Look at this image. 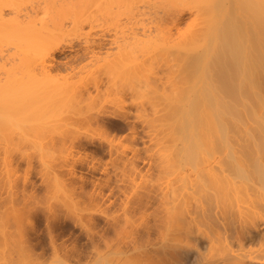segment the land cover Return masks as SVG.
<instances>
[{"label":"bare ground","instance_id":"6f19581e","mask_svg":"<svg viewBox=\"0 0 264 264\" xmlns=\"http://www.w3.org/2000/svg\"><path fill=\"white\" fill-rule=\"evenodd\" d=\"M21 1H23V0H0V43L2 42V44L3 43L9 44L11 42L12 44L17 45L18 42H20L19 45H17V47L20 48V49L18 48L19 50H21V47L23 48V47H26V45H27L28 49L25 48V50L27 49L28 52L32 51L30 53V55L32 54L31 55L32 57L28 54L27 50L24 51V48L22 50L24 52H27V53H23V51H19L20 53L21 52L22 53L19 54L16 52L17 56L19 58L21 57V61L23 59H26V58L28 59L29 58L28 56H30L31 57L30 64L32 63V61L34 63L35 59L37 60L38 64L41 67L40 70L44 71V72H40V74H42V77H44V79L46 78L45 81L47 82L49 80L50 84L52 83V86H53V84H55V85H57L56 87L60 88L59 90L61 91V93L58 91V88L56 89L57 92L55 90L54 91L55 93H53L54 96H55V94L59 93L56 95L58 97V100L63 99V98H61V95L63 94V92L65 93L64 90H67L68 88H70V86H73V83H74L73 79H75L74 75H77V73L80 74V71L83 68L82 64H81V66H79L77 64L78 62L77 63L75 62V64H74V61H76V60L79 61V59H82L83 56L87 55L88 57L93 59L92 61H90L91 63L92 62L94 63V60H95V63L94 64L92 63L93 66L98 65V66H95L96 68L97 67L98 68L94 69V70H93V68H95V67L92 68V66H91V68H90V66L88 65L89 68L93 70V72L95 71L93 74V73H91L92 71L89 70V73H91L95 77L93 78V76L91 74L88 75V78L90 76H92V78L90 77L91 79L89 78L90 80L88 82L86 81L87 83L86 82H84V83L89 85L88 83H91V81L93 80V82L91 83L93 87H90V90H89V87L86 88L87 85H85V89H86L85 92L86 93L83 95L81 92V95L78 99H77V95L80 94L78 92V90H81L82 88H80V87H79L80 89L77 88V90L75 91L76 96H74V97H76L77 100H75L73 98L75 100V102H72V103H77L76 106L75 105L73 106L71 104V106H73V107L67 106V108H66L65 104H67V100L69 101L70 98L67 99V96L65 95L66 98L64 100H66V103L64 101V103H65L64 106L66 109L64 111H61V109L63 108V102H62L63 100H62L61 101L62 102V108L59 107L58 111H57V109H56L57 107L54 106L56 104H54V103L55 102L58 103V101L54 97L56 100L55 101L54 98L51 96L49 98H53L54 101L52 99H49V100L52 101L53 102L52 105L54 107H56V108L53 107L56 112L53 113L54 110H51V108H52L51 103L52 102H50L49 100H47V101L49 102V104L51 106L48 105L49 108L45 107V106H47L46 104H48V103H46L47 102L46 101L45 102L46 104H44V107H43L44 109H42V110H45L44 113L50 109L51 113H53L54 118L51 119V117H49V115L52 116L51 113L49 114L47 112L48 115L45 114L46 117L48 118L47 120H49V122H52V123H50V125L52 124L53 127H55L54 125H56L57 127L61 128V130H58L57 134L55 133L56 139H59L60 141L69 140L70 143H73V144H74V142H77L78 144L76 143L77 144L76 147L81 148L85 151L84 157H82V156L77 157V158L72 157L71 161H70V159H69V162L66 161V163H65L66 168L64 170L65 173H63V171L61 169L63 174L68 175V177H64L63 179H61V180H63L62 182L65 183L64 186L65 185L70 186L71 188L70 187L69 188L74 189V190L79 189L80 190L79 192H81V194H82L85 191V189L87 188L88 183H92V185L93 184L95 185V188L93 189V187H92V192L90 191V193L86 192L88 194V198L89 197L93 198V199L95 198V201H96V198L100 199L101 201L102 200L104 201L105 198L108 199L107 198L108 195H106L107 197H105L103 190H104L105 186L108 187L109 182L112 178L111 175L110 176L106 175L107 179L106 180L104 179L103 182H100V181L95 182L94 181L95 183H93L94 178L91 179V178H88L82 174H77L75 171L76 167H78V168L80 167L82 169H84L83 167H85L86 170L89 169V171L90 170L91 171H94V170L97 171L96 169L99 166L98 165L99 162L96 164L95 159H97V158L95 157V154L98 151L102 153L103 152L102 146H105V145H99L96 148L94 145L93 148H95V150H92L93 152H87L86 149H88L89 146L87 145V142L84 141V140H87V141L89 140V138L86 136L87 133L83 138L80 136L77 137V136L69 135L68 131H67L68 127H66V126L73 125V124L78 125L79 122L80 123L83 122V125L86 123L87 124L95 123L96 125H100V116L105 115L104 114L105 113L104 107H105V104L108 103L106 101H108L109 99L111 100V97L113 99L114 98H117V99L120 98L121 101H125L126 99L122 100L124 98L123 96L125 94L130 93L132 95V94H138V93L140 94L141 93L142 95H144L143 91H145V90H146V92H149V91H151V93L154 92L155 94L153 96L159 97V95H161L160 96L161 99L155 98V97H153V98H155L156 101H157V99L161 100L162 101L161 105L162 106L164 105L163 108H161V105L157 104L158 102L160 103L161 101L158 100L156 103L154 100V103H155V106H160V108L163 109L162 113L161 112L159 113L157 111L159 113L158 118H160V120H161V118L163 117V118H165V120L166 119L167 120L165 121L164 119H162L161 123L159 122L158 124L160 125L163 123V121H165L166 123L162 124L163 127H164V125H166L165 128L168 126L172 127V132H171L172 135L171 136L174 138L172 139V137H170V138L168 137L169 138V140H168L167 137L165 136L164 138H166V140L164 138L163 139L165 140V142H167V143L169 142L168 144L163 143L164 140L161 138L162 141H161L160 145L161 146H162V144H165V145H163L162 147L160 146L161 150H160V148L157 147L159 151H162V148L165 146L163 148L164 152L163 151L159 152L160 155L158 156V154H157L158 159H157V161H155V163H156L155 168L157 170L156 175L160 178L159 179L158 177H156V179L158 178L157 182L160 181L158 183L159 186L157 184H154L157 186H152L153 184H151V188L149 186H148L149 188H144V189H146L145 192L143 190H141L144 193L143 192L139 193V191H137L138 192L137 193V192H135L136 190H134V193L137 194L136 197L134 198L135 201H133L131 199L132 197H130V199H131L130 200L129 197L127 196L128 194L126 195L127 198L125 200H124V198L122 199V200H124V202H123V206H122L121 215L110 214V216H111L110 218L112 219L111 224H112L113 230H115L116 234H118L120 237H119V239H117L118 241H116V242H114L115 237L114 238L111 237L114 240L110 241V239H109V242H108V240H107L108 238L106 239L105 238L106 235L104 236V234H103L104 231L99 232V239L101 242L100 243L98 242L99 245L96 246L97 247L96 252L94 251L95 248L93 250L96 253L95 254L96 264H182L184 262L183 260L187 261L186 263L184 262L185 264H187L188 262H189V264H192L190 262L193 258V255H194V261L197 262V263H195L193 261L194 264H199V263L200 264H204V263L205 264H264V0H162V1H160V0H154V1L149 0L150 3L152 2V4H149L148 3L149 1L146 0V2L149 5H154L155 1H156L155 3H157V2L162 3L163 1L169 3V5H168V4H165L163 2L162 5L163 6L165 5L166 8L163 7L162 5H159L160 3L154 5L156 8H154V6H153L154 10L156 9V11H157V8L160 6L159 9H161V8L164 9V10H160V11H162L163 14H166V15L162 14L163 16L160 17L159 14L161 12L158 11L159 13H158V15H156L157 13L155 11L154 15L156 17L153 16V18H154L153 20H155V21H153L151 18L152 17L151 12H153L151 9H153V8L149 7L151 11L148 8H146L149 5H146L145 8H144L145 4L143 5V8H140L138 5L137 6L139 8L137 6L135 8L133 7L136 5V3L139 2L137 0H136V2L134 1L135 3L133 2V0H122V1L121 0H100V1L95 0L94 2H93V0H76L77 4L80 1L83 3V5L85 7L87 6L89 8V6H90L89 9H91V6H94L93 4L96 1L99 2V3H97V4H99V6L96 5V3H95V5L98 6L97 8L101 9L100 11H102V12H99L100 13L99 14L97 12L98 11L97 8H95L97 11H95V9L94 10L91 9L90 11H92L91 12L92 14H93V11L97 12V14L100 15V18H101V16H103V14L105 16L107 13L109 16L110 14L108 12V9L110 10L111 7L110 8H108V7L111 6L113 3L118 2V5H119L118 8L119 9L115 7V6H117L116 4L114 6V9L116 8L115 9L116 14H114V9L112 10L113 13L111 11V14H113L116 17V23L119 22L118 17H120V13L124 14L123 9H124V5H126V7L128 8L127 12L128 13L131 12V14H130L131 18H129V14L127 12H125L127 14H124V16H125V18L126 17L128 18V20L126 19V21H129V20H131V21H129L130 24H127L129 22L124 21L125 24H127L129 26L125 25V27L127 29L124 27V29H126V31H128V32H124V33L119 32L122 35H118V33L112 28L114 30V33H116L115 35H118V36H115V35H113V36L119 37L120 40H118V38L107 37L105 35V32L100 33L101 32L100 31L98 33L96 31V35H94V36L97 37L98 36L97 33L99 34V37H97L96 41L91 40L92 38L88 37L91 40V42H90V40L86 37V39H88V40H86V42L87 41H89V42L86 44L85 40H84L83 44H85L84 45L85 48L83 47V45L81 46L82 47L81 50H83L82 53L79 55H75L73 57V60L67 59L63 62L56 60L55 54L56 53H62L66 49H69L72 51V45H71L72 43L71 44H65L67 41L66 37H69V35H68L69 30H66V28H71L70 31L71 30L75 31L76 30V29H74L75 23H74V25L71 24L70 25L71 27H70L66 24H61L62 21H64V20L59 22V18L58 19L56 18V20H55V17H60V18L64 19V18H69L71 16H74V17H76L75 20L79 21L80 18H79V16L77 17V15H76L77 10H79L78 12L81 13L83 8H85V7H83L82 3L79 2V4L77 6H79V8H82V10L79 8L75 9L77 6L75 7V2L73 3L74 0H70V1L67 0L65 2H63L64 0H62V3H60L61 0H56V1H58V3H60L61 6L58 3H56V1H54L56 3V6L54 5V3L52 6L53 1L49 0L51 3L47 2V4H48L47 5L45 2L44 4L46 5V7L48 6L49 9H51L50 7H53V10L51 9L52 11L50 10V13L47 12L50 15H48L46 12H43L45 10L49 11L48 8H45V7L44 8L41 7V8H43V10L41 8L38 9V10H41L39 13L42 14V16L38 13V10L35 11L36 9L33 10L34 12L31 10L32 14L29 11V14L24 13L23 16L18 15L19 13L13 14V12L15 11V8L19 7L18 6V5H20L19 3H21V8H22V6L24 5V4L22 5V3L24 2L25 4H27V2H28V0L27 1L24 0L23 2H21ZM31 1H33V0H31ZM31 1H29V2H31ZM46 1H48V0H46ZM89 1H91V2H89ZM126 1L128 3H126ZM143 1H145V0H143ZM71 2L73 3V5L69 4ZM121 2L124 3V4L122 3L123 9L120 7L121 4H119ZM36 3H38L37 0H36ZM63 3L66 5L65 7L63 6L64 5ZM88 3H91V5L90 4L88 5ZM85 4H87V5H85ZM128 4H129V7L127 6ZM132 4H133V6H132ZM45 5L42 4V6H45ZM166 5H168V6H166ZM7 6L8 7L10 6V8L11 7L14 8V9L11 8L12 10H14L13 12L10 9H8L9 11L12 12L11 14L14 16L13 17L12 15H10V17H12V19L10 17H8V20H7V16L5 19L4 18L5 16L3 15V14H5V12L3 13V8H5ZM14 6H17V7H14ZM30 6H31V4H30ZM62 6H63V8H61ZM71 6H74V9L76 10V13L73 12V15L71 13L69 14V12L75 11L73 9V7H71ZM96 6H94V7H96ZM66 7H68L70 10L68 8L66 9ZM126 7H125V9H126ZM167 7H169V8H167ZM35 8H37V7H35ZM88 8L82 12H86L87 10H89ZM19 9L20 8L16 9L15 12H18ZM31 9H33V8H31ZM63 9H64V11H63ZM71 9H72V11H71ZM20 10H19V12L25 11V10H21V11ZM57 10H59V11H57ZM90 11H89L88 16H86L87 15L86 13H81L83 16L85 15L84 17H86L84 20H86L88 17L87 21L91 22L94 20L93 22L96 23L97 19L101 20L102 18L105 19L108 17L106 15L105 17H102L100 19L98 16L96 19L95 18L96 17L95 12H94V15H92V14H90ZM184 11H186V12L189 11V13H191V15H194L191 18L192 20L190 19L191 22H188L189 25L186 24V26L187 27L189 26V27L187 28V30H185V32H183V33H181L182 31L179 32V34H177L178 38L175 37L176 34H175V36H170L169 35L170 30H168L167 26L171 24L174 27V29L178 28L179 27L178 24L180 23V20L178 21L179 23H177V19L179 16H181V13ZM57 12H58V14L56 15L55 13H57ZM60 12H61V16H60ZM118 12H120V13H118ZM51 13L54 15H51ZM80 13H78V14L81 17L82 15ZM87 13H88V11H87ZM150 13H151V17L149 15ZM43 14L44 15L47 14L46 17L48 19L46 17L43 18ZM68 14L71 16H69ZM118 14H119V16H117ZM147 14H148V17L151 18L149 21L151 23V25H150V23H149V25L147 24L148 23L147 21L149 20L147 18ZM170 14H171V16H170ZM62 15H64L65 17H63ZM67 15H68V17H66ZM126 15H128V16H126ZM167 15H169V17ZM19 16H20V18H19ZM48 16H50V19ZM83 16H82V18H83ZM90 16L95 18V19L89 20ZM164 16H167L166 21H168V19L173 16V21H172V19H170L172 22L168 25L165 23V25H164L163 24V20H165V19H163ZM74 17H72V18L74 19ZM115 17H114V19H115ZM145 17L148 19L146 22L144 21ZM9 18H10V20H9ZM109 18H113V16L110 15L108 17V19ZM51 19H53V20H51ZM47 20L48 21L50 20L49 23L51 25H47V23H46ZM82 20H80V21H82ZM52 21H54V22L52 23ZM56 21H57V23H56ZM87 21H84V22H87ZM71 22L72 21L70 18V23ZM90 22L88 24H90ZM93 22H92V25H93ZM98 22L102 23L103 21L101 20ZM81 23L80 24L76 23L77 24L76 28L79 25L81 26ZM101 23L95 24V26L96 25L100 26ZM105 23L109 24L108 22H104L101 25L103 26ZM119 23L117 24L118 26L121 24V23L120 24ZM37 24L39 25V28L44 27L43 30H39V28L36 30V28L38 27ZM55 24H58V25H55ZM111 24H113V23H111ZM52 25L53 26L55 25L53 28L56 31L54 29L51 30ZM60 25H63V26L66 25L68 27L65 26V28H64L62 26L64 28V29H62ZM114 25H116V24H114ZM117 25H116V27H117ZM121 25L123 26L124 24L122 23ZM161 25L164 26V30L165 29H166V31L168 30V32H165V31H163V32L165 34L168 33L167 36L169 35L168 37H170L169 41H167V39H168L167 37H165V39L162 38L165 35L163 36L160 34V28L163 29V27H161ZM48 26L51 28H49ZM73 26H74V28H73ZM109 26H110V24H109ZM151 26L153 28L155 27L154 31L156 30V32H159V33H157L158 34L157 36H159V38L157 40L154 39V37L156 36V33L153 37L151 35V33H152L151 30H150L151 33L149 31L146 32L149 34L147 36L148 38H146V36L143 35L146 30H149V28H151ZM165 26H166V28H165ZM34 27H36V28H34ZM55 27L56 28L58 27V28L56 29ZM89 27H91V24ZM120 27L121 26H119V28ZM23 28H25V29H23ZM45 28H47V31H44ZM48 28H49V30H48ZM97 28H99V27H97ZM184 28H185V26H184ZM184 28H183V30H184ZM21 29H23V31H25L27 29V31H25V33L26 32L28 33V31L29 32L32 31L33 32L32 34H34L35 36L38 34L39 35L37 37L34 36L35 38L31 37L30 38L31 40H30L29 37H27L28 38L27 39L23 35H21V34L25 35V33ZM80 29H81V27H80ZM120 29L122 30V27ZM124 29L122 31H124ZM170 29H172V28H170ZM85 30L86 29H84V31ZM138 30H140V32H142V34H140V32H138ZM179 30L176 29L177 33ZM42 31H43V33H42ZM27 33H26V35L29 34V33L28 34ZM36 33H38V34H36ZM108 33H109V30H108ZM161 33H162V30H161ZM19 34H20V36H19ZM87 34L88 33H86V35ZM65 35H66V37H65ZM141 35H143V37ZM74 36H75V34H74ZM79 36L81 37V35H79ZM90 37H91V35H90ZM96 37H95V39H96ZM141 37L145 41L147 39H150V40H147L148 44L150 43L151 40L156 41V43H154L156 46L158 45L157 42H160L159 44H162L163 40H165V42L166 41L169 42V43L166 42L167 46H164L165 48L162 47V50L163 49L166 50V52H168V56H170V57H168L169 59H167L168 61L165 64L166 65L165 68L168 71H167V74L165 75V77H163V78L167 77L166 78V84H164V80H163L158 85V88L156 85H155L156 88L151 87V86L148 87V84H147L148 81H147V83H145L146 82L145 80L148 79V76L146 78L145 75H142L141 72L140 73L138 72L139 75L145 76V77H143L144 82L142 81V79H141L142 77L140 78V76H138L137 69H135L137 67V65H134L132 63L133 61L130 63V67H129V64H128L129 58L127 55H129V54L131 55V53L133 52V47H135V45L134 46L132 45L133 42H130L131 44L129 43L130 38H132L134 40L139 38L138 40H140ZM149 37H151V38H149ZM17 38L19 40L20 39L21 40L15 41ZM37 38L39 39V41ZM61 38L62 39L65 38L66 40L65 41L61 40ZM171 38L173 40H171ZM32 39H35V40H32ZM107 39H109V40L112 39L111 41H109V45H110V42L111 43L113 42V43H116L118 45V47L120 46L121 50H122V48H124V49L122 51L119 50V52H118V48H117V49H115L117 53H115L114 50H113V52L111 51L112 52L111 53L106 46L108 44V42H105ZM159 39H160V41H158ZM161 39H162V41H161ZM174 39H175V41H174ZM6 40L9 41V43ZM29 40L31 42H29ZM59 40L63 41L64 43L61 44V41H59ZM138 40L136 42H138ZM13 41H14V43H13ZM70 41L71 40L69 39V42ZM80 41H81V38H80ZM140 41H142V40H140ZM11 43H10V45H11ZM67 43H68V41H67ZM166 43H165V45H166ZM21 44H22V46H21ZM24 44H26V45H24ZM128 44H130L133 47L131 48L130 46H128ZM140 44L143 46L142 43H140ZM140 44H139V46H140ZM148 44L146 43L145 46H143V47H145V49H146V45L148 46ZM28 45H30V46H28ZM117 45H116V47H117ZM150 45H151V43L149 44V47H150ZM139 46L136 45V48ZM154 46H152V48H150V49H153V48L155 49L156 46L155 47ZM158 46L161 47L160 45H158ZM2 47H0V48H2ZM73 48H74V46H73ZM126 48H129V50L132 52H129V50ZM14 49H15V47H14ZM102 49H104L103 51L105 52L103 55L100 53V50L102 51ZM139 49H141V48H139ZM154 49H153V51L151 50L153 53H154ZM125 51L127 53L129 52V54L126 55ZM98 52L101 55L98 54ZM136 52H135V54H136ZM148 52H150V51H148ZM121 53L122 54L124 53L126 55V57H124L125 55L124 54L122 55ZM22 54L24 55V57ZM26 54H28V56ZM146 54H144V55H146ZM155 55H156V52H155ZM149 56H150V54H149ZM151 56H152V53H151ZM90 58H86L87 59L86 63H84L83 65L86 66V64H89L90 62L89 63H87V62L90 60ZM123 59H126V60L124 61ZM6 60H8V59H6ZM12 60H13V57H12ZM29 60H30V58H29ZM96 62H97V64H96ZM124 62H126V63H124ZM82 63H83V61H82ZM76 64L79 66V69H78V66H75ZM131 64H133L134 67L131 66ZM145 64L143 66H145ZM148 64H149V62H148ZM158 64H159V62H158ZM160 64H161V61H160ZM1 65H2V63H1ZM36 65H37V63L35 64V68H36ZM39 65H37L38 70H39ZM8 67H9V65H8ZM8 67L5 69V71L8 70ZM14 67H15V65H14ZM29 67H28V69H30ZM75 68H76V70H75ZM86 68H88V67H86ZM145 68L149 69V67H146V66H145ZM19 69L20 68L18 67V70ZM28 69H26V70H28ZM23 70L24 69H22V71ZM78 70H80V71L78 72ZM139 70H141V69H139ZM162 70L164 72V68ZM96 71H98V72H96ZM11 72H13V71H11ZM15 72H16V70H15ZM18 72H21V71H18ZM28 73L29 72L24 73L25 77H26V74H28ZM147 73H149V72H147ZM15 74L16 73H14V76H16ZM29 74L27 76L31 77V72ZM33 74H35V73L33 72ZM8 75H11V74H8ZM19 75H20V73H19ZM19 75H17L16 77L18 78ZM37 76H35V77H37ZM86 76H87V73H86ZM99 76H104V77L101 78ZM11 77H13V76H11ZM39 77H41V76H39ZM77 77H78V79H81L79 76H77ZM77 77H76V79H77ZM21 78H22V76H21ZM88 78H87V80H88ZM11 79H13V78H11ZM159 79L161 80V78H159ZM7 80H8V78H7ZM10 80H8V81H10ZM21 80H23V79H20V81ZM32 80H33V77H32ZM150 80H151V78L149 79V82H150ZM153 80H155V79H153ZM12 83H13V81H12ZM34 83L36 84L35 80H33L32 84L29 83V85H28L26 83V85L30 86V85H33ZM42 84H44V83H42ZM7 85H8V83L6 84V87H7ZM22 85H25V84H22ZM22 85L20 87H23ZM74 85H75V83H74ZM76 85L78 87L77 82H76ZM14 86L16 87V85H14ZM40 86L41 85L37 86V88H39ZM48 86H49V83H48ZM89 86H91V85H89ZM152 86H154V84ZM34 87H32V88L34 89ZM37 88H36V90H37ZM91 88L92 89L94 88V91H95V92L93 91L94 93L91 92L92 91ZM13 89L15 90V88H13ZM21 89H19V90H21ZM44 89H47V88H44ZM54 89H55V87L52 88V90H54ZM150 89H153V90H150ZM16 90H18V88ZM30 90H31V88L28 90L26 89V92H24V93L26 94L27 91L30 92ZM36 90L34 89V91H36ZM83 90H84V85H83ZM5 91H7V90H5ZM5 91H3V92L5 93ZM31 91H33V90H31ZM17 92L18 91H15V94ZM51 92H50V94L52 95ZM75 92L73 93L74 95H75ZM139 94L137 96H139ZM148 94L150 95V93H148ZM47 95H48V93H47ZM109 95H112V96L110 97ZM113 95H114V97H113ZM2 96H5V95H3V93H2ZM7 96L5 98H7ZM24 96H27V98H28V95H24ZM33 96H38V95H32V96L30 95V97H33ZM104 96H106L107 99H105ZM62 97H63V95H62ZM143 97H145V96H143ZM14 98L15 97L13 96V99ZM147 98H149V97H147ZM15 100L16 99H14V101ZM24 100H25V98H24ZM27 100H29V99H27ZM60 100H59V103H60ZM0 101H2V100H0ZM5 102L8 103L7 101H5ZM18 102H19V100H18ZM26 102H25V104H26ZM103 102H106V103L104 104ZM151 102H153V101H151ZM19 103L21 106V103H24V101L19 102ZM42 103H44V102L42 101ZM69 103H71V102H68V105H69ZM78 103H80V104H78ZM97 103L100 104V106H99V108L101 107L100 110L98 108L97 110L92 111V110H94V109H92V106L96 105ZM109 103H113V102L109 101ZM126 103H128V102L126 101ZM141 103H143V102H141ZM13 104H15V102H13ZM12 105H9L10 108ZM108 105H111V104H108ZM0 106H2V105H0ZM13 106H15V105H13ZM17 106L16 107L18 109H22V108H19V105H17ZM32 106L34 107L35 105L32 104L31 107ZM37 107H38V105H37ZM37 107H35L34 109H36ZM45 108L48 110H46ZM160 108H158V110H160ZM2 109H4V108L2 107ZM14 109H15V107H14ZM101 109H103V110H101ZM111 109L110 110L108 109V112L106 111V114L108 113L107 115H109V116L111 115L114 117L121 118L123 123H126V124L130 123L129 117L127 115L128 113L127 114L125 113L126 111H125V108L123 109V106H122V109H123L124 113H123V111L121 112V110L119 111V113L117 111H116L117 113L116 112L113 113V111H115V110H111ZM106 110H107V108H106ZM10 112H11V110H10ZM10 112H8V113H10ZM32 112H33V110H32ZM109 112H111V113H109ZM157 112L155 111L154 115H157L156 114ZM5 113H7V112H5ZM14 114H15V112H14ZM23 115H24V111H23L22 115L20 114V118H21V116L23 117ZM25 115H26V113H25ZM11 116H13V114ZM30 116H32V114ZM30 116H28V118ZM36 116L37 115H35V117ZM4 117L6 118L7 116L4 115ZM15 117L17 118V116H15ZM18 117H19V115H18ZM5 118H2L0 120H4ZM12 118H14V117H12ZM24 118H25V116H24ZM24 118H21V120ZM10 119L6 118L5 120L8 121ZM33 121H34V118H33ZM101 121H103V120L101 119ZM37 122H38V120H37ZM15 123H16V120H15ZM35 123H33V124H35ZM23 124H25V123H23ZM29 124H31L30 120H29ZM119 124L122 125V123H119ZM153 124H154V122H153ZM35 125H37V124H35ZM41 125L43 126V124H41ZM11 126H13V125H11ZM21 126H23V125L22 124L20 125V129H21ZM45 126H47V125H45ZM114 126L118 129L120 128V126H118V125L116 126L114 124ZM156 126H157V124H156ZM17 127H18V125H17ZM69 127H71V126H69ZM74 127H77V126H74ZM81 127H83V126H81ZM100 127L102 129L104 128L103 130H105V132H106V127H104V125L101 124ZM115 127L113 129H115ZM59 128H57V129H59ZM129 128L131 131L130 139H133L132 142H134V139L136 138V135L134 134L135 128L132 125ZM153 128H154V126H153ZM169 128H166L169 131L167 130L168 132H165V135H167V133L171 134L170 133L171 128L170 129ZM3 129H5V128H3ZM54 129L56 131V128H54ZM9 130H10V128H9ZM41 130L43 131L42 128H41ZM158 130H156V132ZM77 131H79V130H77ZM100 131H101V129H100ZM157 133H156V135H157ZM169 134L167 136H169ZM28 135H29V133H28ZM108 136H109V134H108ZM30 137H31V135H30ZM31 138H33V137H31ZM52 138H54V137H52ZM22 139H26V136H25V138H23V136H22ZM41 139H42V137H41ZM100 139H101V137H100ZM156 140H158V139H156ZM48 141H49V139H48ZM170 141H172V142L170 143ZM106 142H108V146H107L108 148L107 147L106 148H107L109 155L111 156L114 154L115 156L113 155L114 156L113 160H119V162H120V164H114L113 165L114 172H112L113 170L111 171L112 173H114L113 183H115V184L113 187L110 188V193L115 188L118 191H121L123 193L126 191L127 185L131 186L133 181L135 182L134 179H135L136 174L141 172V167L139 168L138 163H137L140 161V156L138 157V156L134 155V153L130 156H127V154L125 155L124 151L119 149L118 148L119 146L115 142H113L111 139L106 141ZM67 144H68V142H67ZM94 144H95V142H94ZM157 145H158V143H157ZM59 146H57V147H59ZM73 146H75V145H73ZM57 147H56V149H57ZM40 148H42V147L40 146ZM90 148H91V146H90ZM74 149H76V148H74ZM104 151H105V149H104ZM132 151H134V150H132ZM88 155H91V157L89 159H87ZM138 159H139V161H138ZM63 160H64V157H63ZM106 163H108V162H106ZM112 163H113V161H112ZM117 163H118V161H117ZM101 169H103V170L105 169V171H107L106 167L101 168ZM86 170H84V171H86ZM153 172H155V171H153ZM55 173L57 174L56 171H55ZM147 173H149V172L147 171ZM107 174H110V173H107ZM140 176H142V175H140ZM149 180H151V179H149ZM154 180H153V182H154ZM25 182H27V181H25ZM139 186H140V184H139ZM132 187L133 186H131L130 188H132ZM109 195H111V194H109ZM131 196H132V194H131ZM153 200H155L156 201L155 204H157L153 208L152 212L149 213V216L152 215L151 217H152L153 221H152L151 225H146L147 223L145 225L142 224V230L144 232H142L141 233L142 235H141V234H139L138 230H136V229L134 230L132 228L133 223H134L132 220L133 212H135L137 210L138 212H140V214H142V216H145L146 212H147L146 210H148V208L151 205L150 203ZM115 201H117V200H115ZM112 202H113V200L110 199L108 201L107 207H105V208H108V206L111 205ZM131 203H133V204H131ZM105 208H103V206L101 209L99 208L100 213L102 215H104V217L107 214ZM109 209H110V206H109ZM111 213H113V211ZM119 216H120V218H119ZM135 217H136V215H135ZM146 221H147V219H146ZM139 228H141V226H139ZM115 231H114V233H115ZM152 235H153V237H151ZM93 246H95V245H93ZM53 249H54V247H53ZM189 255H192V257ZM204 255L207 256V261L205 259H202L203 258L202 256H204ZM206 256H204V257L206 258ZM195 257L196 258L202 257L201 259H198V260H200V261L202 260L203 262L205 260L206 262H204V263L200 262V261L198 262V260L195 259ZM186 258L188 260H186ZM190 258H191V260H190ZM59 263H61V262H59ZM62 264H63V262H62ZM64 264H66V263H64Z\"/></svg>","mask_w":264,"mask_h":264},{"label":"rangeland","instance_id":"374dc122","mask_svg":"<svg viewBox=\"0 0 264 264\" xmlns=\"http://www.w3.org/2000/svg\"><path fill=\"white\" fill-rule=\"evenodd\" d=\"M24 1V0H23ZM23 1H21V2H23ZM27 1V0H26ZM29 1H31V0H28V2H27V4H25L24 2L22 3V8H21V3H19L20 5H18L19 7H17V6H14V7H17V8H15V11H16V9H18V8H20L21 10H25V11H21L20 9V11L21 12H19V10H18V12H15L14 10H12V9H14V8H10V6L8 7H5V8H3V13L5 12V14H3L5 17V19H6V16H7V20H8V17H10V15H12L11 13L13 12V14L14 13H19L18 15H20V16H23L24 15V13H26V14H29V11H30V13L33 11V10H35V11H37L38 9H40L41 7H45V8H48V6L46 7V5L44 4L45 2H46V4H47V2H49V3H51L49 0L48 1H44V0H37V2L38 3H36V0H33V1H31V2H29ZM44 1V2H43ZM53 2H52V6H53V3H54V5L56 6V3H58V1H56V0H52ZM54 1H56V3L54 2ZM65 1H67V0H64L63 2H65ZM70 1V0H69ZM68 1V2H69ZM95 0H93V2H94ZM98 1V0H97ZM95 2L96 3V5H98L99 6V4H97V3H99V2ZM100 1V0H99ZM122 1V0H121ZM136 2V0H133V2ZM137 1H139L138 3H136V5L135 6H133V4L135 3H133L132 4V6L135 8L137 5L140 7V8H143V5L145 4V6H144V8L146 7V5H149V4H152V2L150 3V1L147 3L146 2V0L145 1H143V0H137ZM143 1V2H142ZM152 1H154V0H152ZM160 1H162V0H160ZM67 2V3H68ZM75 2V7L79 4V2H78V4L76 3V0H74L73 1V3ZM89 2H91V1H89ZM124 2V1H123ZM123 2H121V3H119V4H121L122 5V3ZM146 2V3H145ZM156 2V1H155ZM154 2V5L155 4H158V3H160V2H157V3H155ZM164 2V1H163ZM163 2L162 3H160L159 5H162L163 4ZM60 3H62V0L60 1ZM60 3H58L59 5H60ZM73 3L71 2V3H69V4H72L73 5ZM80 3H82V2H80ZM95 3L93 4L94 6H96L95 5ZM126 3H128L127 1H126ZM165 4H168L169 5V3H167V2H164ZM30 4H31V6H30ZM42 4L43 5H45V6H42ZM64 4V3H63ZM62 4V5H63ZM68 4V5H69ZM91 5V3H88V5ZM114 4V5H113ZM111 6H109L108 8H110V10L108 9V12H109V14L111 15V16H113V18H109L108 19V17L110 16H108V13L106 14L108 17L107 18H105V19H103L102 17H105L104 16V14H103V16H101V18H100V15H98L97 14V12L99 13V12H102V11H100L101 9H99V8H97L98 6H96V7H94V6H91V9H95V8H97V10L95 9V11H97V12H95V11H93V14L91 13L92 11H90L91 9H89L90 8V6H89V10H87L88 11V13H87V11L86 12H82V11H84V10H86L87 8L83 5V3H82V5H83V7H85V8H83V10H82V8H79V6H77L75 9H77V8H79V9H81L82 11H81V13H86L87 15L86 16H88V14H89V11H90V14H92V15H94V12H95V15H96V19H97V17L99 16V18L103 21L102 23H104V22H108L109 24H110V26H109V24H104L103 26L101 25L102 23L101 22H98V21H101V20H98L97 19V22L96 23H94L93 21H87L88 20V17H87V19L86 20H84L86 17H84L80 12H78L79 10H77V13H76V10L74 9V6H71V7H73V9L75 10V11H72V9H71V11L72 12H69V14L71 13L72 15H73V12H75L76 13V15H77V17L79 16V21H77V20H75V18L76 17H74V16H71V15H69V16H71V17H69V18H60V17H55V20H56V18L58 19L59 18V22L60 21H62V20H64V21H62V23L61 24H66V25H68V26H70L71 24H73L74 25V23H75V28H74V26H73V28L74 29H76L75 31H73V30H71L70 31V29L71 28H66V30H69L68 32V35H69V37H66V35H65V37L67 38V41H68V43H67V41H66V43L65 44H71L72 45V51L71 50H69V49H66L64 52H62V53H56L55 55H56V60H58V61H65V60H73V57L75 56V55H79V54H81L82 53V51L83 50H81V46L83 45V47L85 48V44H83L84 43V40H85V43L87 44L89 41H87L86 42V40H88L89 38H92L91 40H94V41H96L97 40V37H99V32L100 33H102V32H105V35L107 36V37H111V38H118V40H120V38L119 37H114L113 35H115L116 33H114V30L118 33V35H122V34H120L119 32H128V31H126V27H125V25H127V24H130V22L129 21H131V20H129V21H126V19L128 20V18L126 17L125 18V16H124V14H127L128 12V8L126 7V5H124V9L122 8L123 7V5L121 6L120 5V7L124 10V14H122V13H120V12H118V13H120V17H118V20H119V22L122 24H124L123 26L120 24L119 26H121L122 27V30L124 29V27L126 28V29H124V31H122L120 28H119V26L117 25L118 23H116V17L113 15V14H111V11L114 9V6H115V4L117 5V6H115L116 8H118L119 7V5H118V2L117 3H113ZM124 4V3H123ZM37 5V6H36ZM48 5V4H47ZM51 5V4H50ZM67 5V6H68ZM81 5V6H82ZM85 5H87V4H85ZM154 5H149V6H147L146 8H148L149 10H150V8H153V6ZM168 5H166V6H168ZM33 6V7H32ZM54 6V7H55ZM61 6V5H60ZM59 6V7H60ZM64 7L66 6L65 4L63 5ZM63 6L61 7V8H63ZM70 6V5H69ZM80 6V7H81ZM113 6V7H112ZM128 7H129V4L127 5ZM137 6V7H138ZM157 6V5H156ZM163 6V5H162ZM35 7H37V8H35ZM70 7V8H71ZM125 7H126V9H125ZM138 7V8H139ZM150 7V8H149ZM163 7H165V5L163 6ZM26 8V9H25ZM31 8H33V9H31ZM43 8H41L42 10H43ZM52 10H53V7H50ZM56 8V7H55ZM54 8V9H55ZM68 7H66V9H67ZM115 8V9H116ZM120 8V9H121ZM133 8V9H134ZM154 8H156L155 6H154ZM154 8L153 9H151L153 12H151L152 13V17H151V13L149 14L150 15V17L152 18V20L154 19L153 18V16L154 17H156L154 14H155V11H156V9L154 10ZM160 8V6L157 8V11H156V15H158V13L159 12H161L160 14H159V16L160 17H162L163 15H166V14H163L162 13V11H160V10H164V9H159ZM166 8V7H165ZM167 8H169V7H167ZM8 9H10L11 11H9ZM51 9H49L48 8V10L49 11H43V12H48V13H50V10ZM58 9V8H57ZM69 9V8H68ZM115 9H114V14H116L115 13ZM119 9V8H118ZM32 10V11H31ZM51 10V11H52ZM70 10V9H69ZM107 10V9H106ZM105 10V11H106ZM122 10V11H123ZM126 10V11H125ZM146 10V9H145ZM150 10V11H151ZM28 13H27V12ZM41 10H38V13L40 12ZM56 11V10H55ZM57 11H59V10H57ZM63 11H64V9H63ZM130 11V10H129ZM135 11V10H134ZM147 11V10H146ZM159 11V12H158ZM23 12V13H22ZM34 12V11H33ZM117 12V11H116ZM125 12H127V13H125ZM9 13V14H8ZM21 13V14H20ZM47 13V14H48ZM54 13V12H53ZM67 13V12H66ZM78 13H80L82 16H83V18H82V16L80 17V15L78 14ZM112 13H113V11H112ZM32 14V13H31ZM40 14V13H39ZM47 14L46 15H44L43 14V18L44 17H46L47 16ZM56 15L58 14V12L57 13H55ZM100 14V13H99ZM129 14V18H131L130 16V14H131V12L130 13H128ZM163 14V15H162ZM16 15V14H15ZM41 16H42V14H40ZM48 15H50V14H48ZM51 15H54V14H52L51 13ZM68 15L66 16V17H68ZM91 15V16H92ZM102 15V14H101ZM13 16V15H12ZM20 16H19V18H20ZM59 16V15H58ZM60 16H61V12H60ZM63 17H65L64 15H62ZM89 17V20H92V19H95V18H93V17ZM117 16H119V14L117 15ZM126 16H128V15H126ZM146 16V15H145ZM168 17H169V15H167ZM167 16H164L163 17V19H165V20H163V24L165 25V23L168 25V24H170L172 21H173V16L172 17H170L169 19H168V21H166L167 19ZM170 16H171V14H170ZM191 16V17H190ZM194 15H191V13H189V11H184V12H182L181 13V16H179L178 17V19H177V23H179L178 21L180 20V23L178 24L179 25V27L178 28H175L174 29V27L171 25H168L167 26V28H168V30H170L169 31V35L170 36H175V34H176V38H178L177 36V34H179V32H181V33H183V32H185V30H187V28L189 27H187L186 26V24L187 25H189L188 24V22H191V18L193 17ZM14 17V16H13ZM49 17V19H50V16H48ZM72 17H74V19L72 18ZM114 17H115V19H114ZM177 17V16H176ZM11 19H12V17H10ZM10 18H9V20H10ZM47 18V17H46ZM45 18V19H46ZM70 18H71V21L73 22H71L70 23ZM91 18V19H90ZM121 18V19H120ZM149 20H148V19ZM147 18L145 17L144 18V21L146 22L147 20V24L149 25V21H150V19L151 18H149L148 17V14H147ZM48 19V18H47ZM84 21H87V22H84ZM170 19H172V21L170 20ZM191 19V20H190ZM51 20H53V19H51ZM67 20V21H66ZM80 20H82V21H80ZM105 20V21H104ZM133 20V19H132ZM157 20V19H156ZM46 21V20H45ZM110 21V22H109ZM124 21H126V22H129V23H127V24H125V22ZM153 21H155V20H153ZM170 21V22H169ZM50 20L48 21L47 20V25H51L50 23ZM54 21H52V23H53ZM81 23V29H80V27L77 29L76 28V25L77 24H80ZM90 22V24H91V27H89L90 26V24H88ZM92 22H93V25H92ZM169 22V23H168ZM56 23H57V21H56ZM70 23V24H69ZM77 23V24H76ZM99 23H101L100 24V26H95V24H99ZM111 23H113V24H111ZM60 24V23H59ZM114 24H116L117 25V27H116V25H114ZM173 24V23H172ZM55 25H58V24H55ZM54 25V26H55ZM66 25H60L61 26V28L62 29H64L65 28V26ZM116 27H114V26ZM150 25H151V23H150ZM155 25V24H154ZM37 28L36 27H34V28H36V30L39 28V25L37 24ZM53 25L51 26L52 27V29L51 30H53L54 27ZM59 26V27H60ZM64 28H63V27ZM68 26H66V27H68ZM93 26V27H92ZM127 26H129V25H127ZM153 26V25H152ZM151 26V28H149V30H146L145 31V33L143 34V35H145L146 36V38H148L147 36L149 35L148 33H146V32H150V30H151V32L153 33H151V35L154 37V35H155V33H156V38L154 37V39H158L159 38V36H157L158 34L157 33H159V32H156V30L154 31V29H155V27L153 28ZM184 26H185V28H184ZM49 27V26H48ZM51 27H49V28H51ZM71 27V26H70ZM97 27H99V28H97ZM108 27V28H107ZM161 27H163V29H161L160 28V34L161 35H165L164 37H162L161 35V37L162 38H164L165 39V37H167L168 39H167V41H169V38L170 37H168L167 36V34L168 33H164L163 31H165V32H168V30L166 31V29L164 30V26H162L161 25ZM44 28V27H43ZM43 28L42 27H40L39 28V30H43ZM49 28H48V30H49ZM56 28V27H55ZM58 28V27H57ZM56 28V29H57ZM72 28V29H73ZM96 28V29H95ZM114 30H113V29ZM153 28V29H152ZM165 28H166V26H165ZM170 28H172V29H170ZM183 28H184V30H183ZM23 29H25V28H23ZM23 29H21L22 31H23ZM29 29V28H28ZM32 29V28H31ZM30 29V30H31ZM84 29H86L85 31H84ZM99 29V30H98ZM175 31H174V30ZM176 29H180L179 31H178V33H177V31H176ZM55 30V29H54ZM79 30V31H78ZM81 30V31H80ZM108 30H109V33H108ZM159 30V29H158ZM161 30H162V33H161ZM174 32H173V31ZM25 31H27V29L25 30ZM25 31H23L24 33H25ZM34 31V30H33ZM44 31H47V28H45L44 29ZM56 31V30H55ZM96 31L98 32L97 33V37L96 36H94V35H96ZM107 31V32H106ZM142 31V30H141ZM22 32V33H23ZM36 32V31H35ZM39 32V31H38ZM71 32V33H70ZM76 32V33H75ZM138 32H140V30H138ZM171 32V33H170ZM27 33V32H26ZM26 33H25V35H26ZM29 33V34H28ZM28 35H24V34H21V35H23L25 38H27V37H29V39L32 37H34L35 35L34 34H32L33 32L32 31H28ZM40 33V32H39ZM42 33H43V31H42ZM83 33V34H82ZM86 33H88L87 35H86ZM114 33V34H113ZM18 34V33H17ZM33 36H32V35ZM36 34H38V33H36ZM74 34H75V36H74ZM93 34V35H92ZM126 34V33H125ZM140 34H142V32H140ZM147 34V35H146ZM39 35V34H38ZM38 35H36L35 37H37ZM67 35V36H68ZM72 35V36H71ZM79 35H81V37L79 36ZM90 35H91V37H90ZM110 35V36H109ZM112 35V36H111ZM118 35H115V36H118ZM143 35H141L142 37H143ZM150 35V36H151ZM19 36H20V34H19ZM77 36V37H76ZM151 36V37H152ZM34 37V38H35ZM42 37V36H41ZM71 37V38H70ZM86 37L88 38V39H86ZM95 37H96V39H95ZM142 37H141V39L140 40H142V41H140V40H138V39H136V40H134V39H132V38H130V41H129V43L130 42H133L132 43V45L134 46L135 45V47H133V46H131L130 44H128V46H130L131 48L133 47V52L132 51H130L129 50V48H126V49H128L129 50V52H132L131 53V55L129 54V52L127 53L126 51V55L127 54H129V55H127L128 56V58H129V61H128V64H129V67H130V63L132 62L134 65H137V67L135 68V69H137V73L139 72H141V74L142 75H145L146 76V78H147V76H148V79L147 80H145L146 82L145 83H147V81H148V87L149 86H151V87H154V88H156L155 87V85L157 86V88H158V85L160 84V82L161 81H163L164 80V84H166V78H163V77H165V75L167 74V69L165 68V64H166V62L168 61L167 59H169L168 57H170V56H168V52H166V50H162V47H164V46H167V43H169V42H165V40H163V42H162V44H159L160 42H157L158 43V45H160L161 47H159L158 45L156 46L154 43H156V41H150V43H151V45L152 46H154L155 47V49H154V53L152 52L153 51V49H150V48H152V46L150 45V47H149V44H148V41L147 40H150V39H147L146 41L144 40V39H142ZM151 37H149V38H151ZM152 37V38H153ZM160 37V38H161ZM174 37V38H175ZM77 38V39H76ZM80 38H81V41H80ZM84 38V39H83ZM18 39V38H17ZM15 40V41H20L19 39L18 40ZM28 39V38H27ZM38 39V38H37ZM36 39V40H37ZM42 39V38H41ZM69 39L71 40L70 42H69ZM132 39V40H131ZM23 40V39H22ZM31 40V39H30ZM29 40V42H31ZM32 40H35V39H32ZM61 40H66L65 38H61ZM61 40H59V41H61ZM90 40V39H89ZM91 40H90V42H91ZM112 39H107L105 42H108V44L106 45L107 46V48L109 49V51L111 52H113V50H114V52L115 53H117L116 52V50L115 49H117L118 48V52H119V50H121V47L119 48L118 47V45L116 44V43H111L110 42V45H109V41H111ZM134 40V41H133ZM138 40V42H136ZM145 42H144V41ZM171 40H173L172 38H171ZM7 41V40H6ZM5 41V42H6ZM38 41H39V39H38ZM74 41V42H73ZM158 41H160V39L158 40ZM161 41H162V39H161ZM174 41H175V39H174ZM4 42V41H3ZM8 43H9V41H7ZM28 42V43H29ZM144 42V43H143ZM11 43V42H10ZM10 43L9 44H5V43H3L2 44V42L0 43V47H2V48H0V62L2 63V65H1V63H0V100H2V101H0L1 103H0V105H2V106H0V111L2 112H0L1 114H0V119H2V118H5L4 117V115L5 116H7L6 118H8V119H10V120H0V264H62V262H63V264L64 263H66V264H96V256H95V252H96V246H98L99 245V243L101 242L100 241V239H99V232H103V234H104V236H105V238L108 240V242H109V239H110V241H113L114 239V242H116V241H118L117 239H119V235L118 234H116V231L115 230H113V227H112V224H111V216H110V214H115V215H121V212H122V206H123V202H124V200L127 198V196L129 197V199H130V197H132L131 199L133 200V201H135V197H136V193H134V190H136L135 192H137V191H139V193H142L143 191L145 192V190L146 189H144V188H151V184H153L152 186H157L158 185V183L160 182L159 180V182H157V179L159 178L157 175H156V163H155V161H157V159H158V156L160 155V153L159 152H162L163 151V148L165 147H163L162 148V151H159L158 150V148H160V144H161V141H162V139L166 136L167 137V139L169 140V138L170 137H172L171 135H172V127H170V126H168V127H166V128H171V131H170V133L171 134H169V133H167V135L169 134V136H167V135H165V132H168L169 130L168 129H166L165 128V126L166 125H164V127H163V125L162 124H164V123H166L165 121L167 120H165V118H161V120L162 119H164L165 121H163V123L162 124H158L159 122L161 123V120H160V118H158L159 117V113L161 112L162 113V111H163V109H161V108H163V106L161 105V103H162V101L161 100H159V99H157V101L159 100V101H161L160 103L158 102L157 103V101L155 100V98H160V96L161 95H159V97L158 96H153L155 93L153 92V93H151V91H149V92H146V90L145 91H143L142 93L144 94V95H142L141 93L139 94V96H137L138 94H130V93H127V94H125L123 97V99L122 100H125V101H121L120 100V98H112L111 96L112 95H109L110 97H111V100L109 99L108 101H106V102H108V103H106V102H103L104 104H105V107H104V111H105V115L103 116H100V125L102 124V125H104V127H106V132H105V130H103L101 127H100V125H96L95 123H93V124H84L83 125V122L82 123H80L79 122V124L78 125H76V124H73V125H68V126H66V127H68V134L69 135H72V136H77V137H84L85 135H86V133H87V137L89 138V140L87 141V140H84L85 142H87V145L89 146V148L88 149H86V151L87 152H93L92 150H95V148L96 147H98L99 145H105V146H102V148H103V152L101 153V152H96V154H95V157L97 158V159H95V162H96V164L98 163V168L96 169L97 171H89V169L88 170H86V168L85 167H83L84 169H82V168H78V167H76V169H75V171H76V173L77 174H82V175H84V176H86V177H88V178H91V179H93V183H95V182H103L104 181V179L106 180L107 178V176H110L111 175V180H110V182H109V185H108V187L107 186H105V188H104V190H103V192H104V194H105V197H107L106 195H108V199H104V201L102 202L100 199H98V198H96V201H95V198L93 199V198H88V192L90 193V191L92 192V187H93V189L95 188V185L93 186L92 185V183H88V186H87V188L85 189V193L83 192L82 194H81V192H79L80 190L79 189H70L71 187L70 186H67V185H65L64 186V184L65 183H63L62 181L63 180H61V179H63L64 177H68V175L67 174H63V173H65V168H66V161L67 162H69V159H70V161H71V159H72V157H80V156H82V157H84L85 156V154H84V150L83 149H81V148H78V147H76V145L78 144L77 142H74V144L73 143H70V141L69 140H66V141H60L59 139H56V134H57V132H58V130H61V128H59V127H57L56 125H54L55 127H53V125L51 124L50 125V123H52V122H49V120H47L48 118L46 117V115H48V113L50 114L51 113V110H54L53 111V113L54 112H56L55 111V109L54 108H56L57 109V111H58V108L60 107V108H62V102H63V110L61 109V111H64L66 108H67V106L68 107H73L74 105L76 106V104L77 103H72V102H75V100H77L79 97H80V95H81V92H82V94L84 95L86 92V89H85V85H87V84H85L84 82H88L91 78H92V76H93V78L95 77L94 75H92L91 73H93L94 74V72H93V70L94 69H97L95 66H98V65H95V66H93V64L95 63V60H94V63L92 64L90 61H92L93 59H91L90 57H88L87 55H85V56H83V58L82 59H79V61L78 60H76V61H74V64H75V62L79 65V66H81V64H82V69H81V71L80 70H78V72L80 71V74L79 73H77V75H74V78L75 79H73L74 80V83H75V85H74V83H73V86H70V88H66L67 90H64L65 91V93L63 92V97H62V95H61V98H63V99H59L60 100V103H59V100H58V97L56 96L57 94H59V93H57V94H55V96H54V94L53 93H55L54 91L58 88V87H56L57 85H55V84H53V86H52V83L50 84V82H49V80L46 82L45 81V79H44V77H42V74H40V72H44L43 70L41 71L40 69H41V67H40V65L38 64V62H37V60L35 59L34 60V63L36 62L37 63V65H39V70H38V66L36 65V68H35V64L33 63V61H32V63L30 64V62H31V55H30V53L32 52H28V48H27V43L26 44H24V45H26V47H23L24 48V51H26L27 50V52H28V54L31 56H28V54H26L29 58H30V60H29V58L27 59L26 57V59H23L22 61L24 62H22L21 61V57L19 58L18 56H17V54H16V52L17 53H19V54H21L19 51H23L22 49V47H21V50H19L20 48L19 47H17V45H19V43L20 42H18V44L17 45H14V44H12L11 43V45H10ZM13 43H14V41H13ZM64 42L63 41H61V44H63ZM137 43V44H136ZM140 43H142L143 44V46H145V44L147 43L148 44V46L146 45V49H145V47H143ZM165 43H166V45H165ZM23 44V43H22ZM22 44H21V46H22ZM30 44V43H29ZM36 44V43H35ZM139 44H140V46H139ZM154 44V45H153ZM2 45V46H1ZM5 45V46H4ZM31 45V44H30ZM30 45H28V46H30ZM33 45V44H32ZM114 45V46H113ZM116 45H117V47H116ZM124 45V44H123ZM136 45H138L139 47H137L136 48ZM7 46V47H6ZM73 46H74V48H73ZM122 46V45H121ZM14 47H15V49H14ZM17 47V48H16ZM35 47V46H34ZM52 47V46H51ZM110 47V48H109ZM112 47V48H111ZM10 48V49H9ZM12 48V49H11ZM19 48V49H18ZM25 48H27L26 50H25ZM31 48V47H30ZM139 48H141V49H139ZM149 48V49H148ZM165 48V47H164ZM5 49V50H4ZM18 49V50H17ZM32 49V48H31ZM124 48H122V50H123ZM125 49V50H126ZM13 50V51H12ZM16 50V51H15ZM104 49H102V51L100 50V53L103 55L105 52L103 51ZM121 50V51H122ZM132 50V49H131ZM135 50V51H134ZM139 50V51H138ZM152 50V51H151ZM156 50V51H155ZM23 51V53H27V52H24ZM30 51V50H29ZM76 51V52H75ZM138 53H137V52ZM145 51V52H144ZM148 51H150V52H148ZM162 51V52H161ZM164 51V52H163ZM3 52V53H2ZM7 52V53H6ZM75 52V53H74ZM111 52V53H112ZM135 52H136V54H135ZM141 52V53H140ZM155 52H156V55H155ZM6 53V54H5ZM13 53V54H12ZM73 53V54H72ZM77 53V54H76ZM99 52H98V54H100ZM123 53V54H124ZM134 53V54H133ZM146 54V55H144V54ZM151 53H152V56H151ZM158 53V54H157ZM160 53V54H159ZM100 54V55H101ZM122 54V53H121ZM122 54V55H123ZM124 54V55H125ZM143 54V55H142ZM149 54H150V56H149ZM13 55V56H12ZM15 55V56H14ZM23 55V54H22ZM126 55L124 56V57H126ZM134 55V56H133ZM143 57H142V56ZM154 55V56H153ZM163 55V56H162ZM9 58H8V57ZM4 57V58H3ZM12 57H13V60H12ZM23 57H24V55H23ZM22 57V58H23ZM2 58V59H1ZM15 58V59H14ZM85 58V59H84ZM86 58H90V60L87 62V63H89V64H86V66L85 65H83L84 63H86ZM131 58V59H130ZM134 58V59H133ZM164 58V59H163ZM4 59V60H3ZM6 59H8V60H6ZM11 59V60H10ZM19 59V60H18ZM62 59V60H61ZM2 60V61H1ZM19 62H18V61ZM124 61L126 60V59H123ZM165 60V61H164ZM4 61V62H3ZM10 61V62H9ZM12 61V62H11ZM28 61V62H27ZM82 61H83V63H82ZM85 61V62H84ZM160 61H161V64H160ZM164 61V62H163ZM14 62V63H13ZM17 62V63H16ZM22 62V63H21ZM139 64H138V63ZM142 64H141V63ZM148 62H149V64H148ZM158 62H159V64H158ZM163 62V63H162ZM8 63V64H7ZM13 63V64H12ZM20 65H19V64ZM124 63H126V62H124ZM146 63V64H145ZM6 64V65H5ZM12 64V65H11ZM25 64V65H24ZM75 65V66H78V65ZM96 64H97V62H96ZM133 64H131V66H133ZM145 64V66L146 67H149V69L148 68H145V66H143ZM4 65V66H3ZM8 65H9V67H8ZM11 65V66H10ZM14 65H15V67H14ZM18 65V66H17ZM90 66V68H91V66H92V68L93 67H95V68H93V70L92 69H90L89 68V66ZM159 65V66H158ZM3 66V67H2ZM17 66V67H16ZM23 66V67H22ZM27 66V67H26ZM30 66V67H29ZM79 66H78V69H79ZM126 66V65H125ZM143 66V67H142ZM8 67V70H6L5 71V69ZM11 67V68H10ZM13 67V68H12ZM18 67L20 68L19 70H18ZM26 67V68H25ZM28 67L30 68V69H28ZM33 67V68H32ZM86 67H88V68H86ZM134 67V66H133ZM139 67V68H138ZM142 67V68H141ZM158 67V68H157ZM10 68V69H9ZM15 68V69H14ZM17 68V69H16ZM132 68V67H131ZM161 68V69H160ZM164 68V72H163V69ZM22 69H24L23 71H22ZM26 69H28V70H26ZM37 69V70H36ZM84 69V70H83ZM139 69H141V70H139ZM159 69V70H158ZM15 70H16V72H15ZM21 71V72H18V71ZM30 70V71H29ZM32 70V71H31ZM34 70V71H33ZM75 70H76V68H75ZM86 70V71H85ZM89 70H91L90 72L91 73H89ZM129 70V69H128ZM143 70V71H142ZM11 71H13V72H11ZM26 71V72H25ZM39 71V72H38ZM161 71V72H160ZM27 72H31V77L30 76H27L28 74H26V77H25V74L24 73H27ZM33 72L35 73V74H33ZM64 72V71H63ZM96 72H98V71H96ZM146 72V73H145ZM147 72H149V73H147ZM164 74H163V73ZM14 73H16L15 75L17 76V75H19V73H20V77L18 76V78L16 77V76H14ZM18 73V74H17ZM23 73V74H22ZM37 73V74H36ZM86 73H87V76H86ZM139 73H138V76H140V78L142 79V81L144 82V78L143 77H145V76H142V75H139ZM155 73V74H154ZM158 73V74H157ZM8 74H11V75H8ZM13 74V75H12ZM22 74V75H21ZM33 74V75H32ZM44 74V73H43ZM92 75V76H90L89 78H88V75ZM96 74V73H95ZM24 75V76H23ZM30 75V74H29ZM38 75V76H37ZM161 75V76H160ZM7 76V77H6ZM11 76H13V77H11ZM21 76H22V78H21ZM35 76H37V77H35ZM39 76H41V77H39ZM77 76H79L81 79H78V77ZM30 77V78H29ZM32 77H33V80H35V82H36V84L34 83L33 85L35 86H33V85H30V86H28L29 85V83L30 84H32L33 83V80H32ZM76 77H77V79H76ZM85 77V78H84ZM99 77H101V78H103L104 76H99ZM131 77V76H130ZM151 78V80H150V82H149V79ZM158 77V78H157ZM7 78H8V80H10L11 78H13V79H11L10 81H8L7 80ZM48 78V77H47ZM87 78H88V80H87ZM145 78V79H146ZM159 78H161V80L159 79ZM17 79V80H16ZM20 79H23V80H21L20 81ZM25 79V80H24ZM49 79V78H48ZM86 79V80H85ZM153 79H155V80H153ZM158 79V80H157ZM39 82H38V81ZM41 80V81H40ZM72 80V79H71ZM77 80V81H76ZM79 80V81H78ZM105 80V79H104ZM12 81H13V83H12ZM18 81V82H17ZM20 81V82H19ZM26 81V82H25ZM45 81V82H44ZM95 81V80H94ZM155 81V82H154ZM5 82V83H4ZM23 82V83H22ZM73 82V81H72ZM71 82V83H72ZM76 82H77V84H78V87H77V85H76ZM79 82V83H78ZM82 82V83H81ZM86 82V83H87ZM93 82V80L91 81V83ZM8 83V85H7V87H6V84ZM21 83V84H20ZM26 83L28 84V85H26ZM42 83H44V84H42ZM48 83H49V86H48ZM70 83V84H71ZM84 83V84H83ZM91 83H88L89 85H91V86H89V85H87L86 86V88L87 87H89V90H90V87H93L92 86V84ZM157 83V84H156ZM22 84H25V85H22ZM82 86H81V85ZM154 84V86H152ZM12 85V86H11ZM14 85H16V87L14 86ZM23 86V87H20V86ZM39 85H41L39 88H37V86H39ZM43 85V86H42ZM46 85V86H45ZM72 85V84H71ZM83 85H84V90H83ZM2 86V87H1ZM10 88H9V87ZM19 86V87H18ZM28 86V87H27ZM48 86V87H47ZM147 86V85H146ZM32 87H34V89L36 90V88H37V90L36 91H34V89L32 88ZM53 87H55V89L54 90H52V88ZM73 89H72V88ZM76 87V88H75ZM82 88L81 90H78V92L80 93L79 95H77V99H76V97H74V96H76V90H77V88L78 89H80V88ZM7 88V89H6ZM13 88H15V90L13 89ZM18 88V90H16ZM22 88V89H21ZM25 88V89H24ZM31 88V90H33V91H31L30 90V92L29 91H27V93L25 94L24 92H26V89L28 90V89H30ZM41 88V89H40ZM44 88H47V89H44ZM51 88V89H50ZM2 89V90H1ZM7 90V91H5V90ZM19 89H21V90H19ZM60 88H58V91L61 93V91L59 90ZM24 90V91H23ZM50 90V91H49ZM62 90V91H63ZM91 92L92 93H94L95 91H94V88L92 89L91 88ZM150 90H153V89H150ZM3 91H5V93L3 92ZM15 91H18L16 94H15ZM42 91V92H41ZM52 91V92H51ZM72 91V92H71ZM94 91V92H93ZM3 93V95H5V96H2V93ZM12 92V93H11ZM20 92V93H19ZM29 92V93H28ZM50 92L52 93V95L50 94ZM56 92H57V90H56ZM75 92V95L73 94ZM9 93V94H8ZM47 93H48V95H47ZM69 93V94H68ZM71 93V94H70ZM148 93H150V95L148 94ZM158 93V92H157ZM156 93V94H157ZM15 94V95H14ZM22 94V95H21ZM32 96V95H38V96H33V97H30V95ZM78 94V93H77ZM148 94V95H147ZM8 95V96H7ZM24 95H28V98H27V96H24ZM67 96V99L68 98H70L69 99V101L67 100V104H65L66 103V100H64L65 98H66V96ZM141 95V96H140ZM158 95V94H157ZM7 96V98H5ZM13 96L15 97L14 99H16L15 101H14V99H13ZM19 96V97H18ZM23 98H22V97ZM55 97L56 98V100L58 101V103L57 102H55L54 104H56V105H54V106H56V107H54L52 104H53V102L52 101H50L49 99H52L53 100V98H49V97ZM59 96V95H58ZM69 96V97H68ZM128 96V97H127ZM143 96H145V97H143ZM18 97V98H17ZM31 99H30V98ZM72 97V98H71ZM103 97V96H102ZM113 97H114V95H113ZM117 97V96H116ZM133 99H132V98ZM147 97H149V98H147ZM153 97H155V98H153ZM24 98H25V100H24ZM34 98V99H33ZM46 98V99H45ZM48 98V99H47ZM55 98H54V100H55ZM75 100H74V99ZM104 98L105 99H107V97L106 96H104ZM103 98V99H104ZM131 98V99H130ZM140 100H139V99ZM163 98V97H162ZM6 99V100H5ZM9 99V100H8ZM21 99V100H20ZM27 99H29V100H27ZM43 99V100H42ZM113 99V100H112ZM117 101H116V100ZM137 101H136V100ZM153 99V100H152ZM161 99V98H160ZM7 101L8 103H6L5 101ZM15 102V104H13V102ZM18 100H19V102H22V101H24V103H21V106H20V103L18 102ZM38 100V101H37ZM41 100V101H40ZM47 100H49L50 102H52L51 103V105H52V108H51V110L49 109H46V110H48L47 112H45L44 113V111L45 110H42V109H44L43 107H44V104H46V103H48V104H46L47 106H45V107H47V108H49L48 107V105L49 106H51L50 104H49V102L47 101ZM53 100V101H54ZM55 100V101H56ZM63 100V101H62ZM71 100V101H70ZM142 100V101H141ZM154 100H155V102L158 104V105H161V108H160V106H155V103H154ZM10 101V102H9ZM27 101V102H26ZM42 101L44 102V103H42ZM47 101V102H46ZM62 101V102H61ZM64 101H65V103H64ZM109 101L111 102H113V103H109ZM116 101V102H115ZM121 103H120V102ZM126 101L128 102V103H126ZM136 101V102H135ZM151 101H153V102H151ZM3 102V103H2ZM5 102V103H4ZM18 102V103H17ZM25 102H26V104H25ZM29 102V103H28ZM39 102V103H38ZM46 102V103H45ZM68 102H71V103H69V105H68ZM77 102V101H76ZM125 104H124V103ZM139 102V103H138ZM141 102H143V103H141ZM10 103V104H9ZM35 103V104H34ZM100 103V102H99ZM99 103H97L96 105H94V106H92V109H94V110H92V111H95V110H97L98 108H99V106H100V104ZM138 103V104H137ZM146 103V104H145ZM15 105V106H13V105ZM35 105L34 107L32 106L31 107V105ZM38 105V107H37V105ZM43 104V105H42ZM58 104V105H57ZM64 104L66 105V108H65V106H64ZM71 104L73 105V106H71ZM78 104H80V103H78ZM103 104V105H104ZM108 104H111V105H108ZM153 104V105H152ZM156 104V105H157ZM9 105H12L11 106V108H10V106ZM17 105H19V108H22V109H18L17 107ZM60 105V106H59ZM123 106V109L125 108V113L128 115V117H129V121H130V123L129 124H126V123H123V121H122V119L121 118H118V117H114V116H109V115H107L106 114V111L108 112V109L110 110L111 108V110H115V111H113V113H115L116 111L119 113V111L121 110V112L123 111V109H122V106ZM9 106V107H8ZM17 106V107H16ZM24 106V107H23ZM108 106V107H107ZM114 106V107H113ZM2 107L5 109H2ZM14 107H15V109H14ZM31 107V108H30ZM35 107H37L36 109H34ZM97 107V108H96ZM110 107V108H109ZM7 108V109H6ZM101 108V107H100ZM100 108H99V110H100ZM106 108H107V110H106ZM157 108V109H156ZM158 108H160V110H158ZM13 109V110H12ZM33 110V112H32V110ZM41 109V110H40ZM156 109V110H155ZM10 110H11V112H10ZM19 110V111H18ZM101 110H103V109H101ZM13 111V112H12ZM17 111V112H16ZM21 111V112H20ZM23 111H24V115H23V117L21 116V118H24V116H25V118L24 119H22L21 120V118H20V114L22 115V113H23ZM26 111V112H25ZM29 111V112H28ZM130 111V112H129ZM132 111V112H131ZM155 111L157 112L156 114L157 115H154L155 114ZM4 112V113H3ZM5 112H7V113H5ZM8 112H10V113H8ZM14 112H15V114H14ZM31 112V113H30ZM39 112V113H38ZM116 112V113H117ZM136 112V113H135ZM13 114V116H11L12 114ZM25 113H26V115H25ZM42 113V114H41ZM53 113H51V115L52 116H50L49 115V117H51V119H53L54 118V116H53ZM109 113H111V112H109ZM123 113H124V111H123ZM134 113V114H133ZM4 114V115H3ZM11 114V115H10ZM32 114V116H30ZM34 114V115H33ZM46 114V115H45ZM139 116H137V115ZM140 114V115H139ZM18 115H19V117H18ZM35 115H37L36 117H35ZM44 115V116H43ZM107 115V116H106ZM154 115V116H153ZM161 115V114H160ZM15 116H17V118L15 117ZM28 116H30L29 118H28ZM39 116V117H38ZM106 116V117H105ZM12 117H14V118H12ZM56 117V116H55ZM111 117V118H110ZM134 117V118H133ZM155 117V118H154ZM16 118V119H15ZM31 118V119H30ZM33 118H34V121H33ZM109 120H108V119ZM118 118V119H117ZM140 118V119H139ZM142 118V119H141ZM145 118V119H144ZM147 118V119H146ZM150 120H149V119ZM158 118V119H157ZM13 119V120H12ZM18 119V120H17ZM38 120V122H37V120ZM41 119V120H40ZM101 119L103 120V121H101ZM152 119V120H151ZM15 120H16V123H15ZM28 120V121H27ZM29 120H30V123L31 124H29ZM45 120V121H44ZM149 120V121H148ZM11 121V122H10ZM25 121V122H24ZM33 121V122H32ZM43 123H42V122ZM112 121V122H111ZM117 121V122H116ZM121 121V122H120ZM146 123H145V122ZM152 121V122H151ZM36 122V123H35ZM40 122V123H39ZM46 124H45V123ZM106 122V123H105ZM150 122V123H149ZM153 122H154V124H153ZM156 122V123H155ZM4 123V124H3ZM23 123H25V124H23ZM33 123H35V124H37V125H35V124H33ZM48 123V124H47ZM85 123V122H84ZM119 123H122V125H120ZM9 126H8V125ZM23 125V126H21V129H20V125ZM39 124V125H38ZM41 124H43V126L41 125ZM81 124V125H80ZM114 124L117 126H120V128L118 129V128H116L115 126H114ZM152 124V125H151ZM156 124H157V126H156ZM7 125V126H6ZM11 125H13V126H11ZM17 125H18V127H17ZM45 125H47V126H45ZM50 125V126H49ZM80 125V126H79ZM87 125V126H86ZM91 125V126H90ZM95 125V126H94ZM128 125V126H127ZM133 126L135 129V135H136V138L134 139V142H132L133 141V139H130V135H131V131H130V126ZM15 126V127H14ZM27 126V127H26ZM39 126V127H38ZM45 126V127H44ZM52 126V127H51ZM69 126H71V127H69ZM74 126H77V127H74ZM81 126H83V127H81ZM153 126H154V128H153ZM26 127V128H25ZM29 127V128H28ZM31 127V128H30ZM43 129V131L41 130V128ZM115 127V129H113ZM163 127V128H162ZM3 128H5V129H3ZM9 128H10V130H9ZM13 128V129H12ZM19 128V129H18ZM36 128V129H35ZM38 128V129H37ZM47 128V129H46ZM54 128H56V131H55V129ZM57 128H59V129H57ZM72 128V129H71ZM160 128V129H159ZM169 128V129H170ZM3 129V130H2ZM31 129V130H30ZM51 129V130H50ZM79 130V131H77V130ZM99 129V130H98ZM100 129H101V131H100ZM159 129V130H158ZM166 129V130H165ZM30 130V131H29ZM41 130V131H40ZM49 130V131H48ZM55 132H54V131ZM156 130H158L157 132H156ZM161 130V131H160ZM165 130V131H164ZM168 130V131H167ZM52 131V132H51ZM75 133H74V132ZM100 131V132H99ZM128 131V132H127ZM9 132V133H8ZM13 132V133H12ZM15 132V133H14ZM41 132V133H40ZM48 132V133H47ZM50 132V133H49ZM98 132V133H97ZM105 132V133H104ZM147 132V133H146ZM23 133V134H22ZM28 133H29V135H28ZM35 133V134H34ZM38 133V134H37ZM56 133V134H55ZM78 133V134H77ZM101 133V134H100ZM114 133V134H113ZM156 133H157V135H156ZM49 134V135H48ZM51 134V135H50ZM54 134V135H53ZM82 134V135H81ZM104 136H103V135ZM106 134V135H105ZM108 134H109V136H108ZM112 134V135H111ZM125 134V135H124ZM16 135V136H15ZM23 136V138H25V136H26V139H22V136ZM25 135V136H24ZM30 135H31V137H33V138H31L30 137ZM39 135V136H38ZM44 137H43V136ZM93 135V136H92ZM128 135V136H127ZM12 136V137H11ZM47 138H46V137ZM111 136V137H110ZM123 136V137H122ZM126 136V137H125ZM160 138H159V137ZM175 136V135H174ZM41 137H42V139H41ZM52 137H54V138H52ZM100 137H101V139H100ZM169 137V138H168ZM29 138V139H28ZM155 138V139H154ZM162 138V139H161ZM174 137H172V139H173ZM39 139V140H38ZM48 139H49V141H48ZM81 139V138H80ZM91 139V140H90ZM112 140L113 142H115L119 147V149H121V150H123L124 151V154L126 155L127 154V156H130V155H132L133 153H134V155H136V156H140V161H139V159H138V161L139 162H137L138 163V167L140 168L141 167V172L140 173H137L136 174V176H135V182L133 181V183H132V185L131 186H133L132 188H130L131 186L130 185H127L126 186V191L125 192H121V191H118L116 188L110 193V188L111 187H113L114 186V184L115 183H113V180H114V178H113V175H114V173H112V172H114V168H113V165L114 164H120V162H119V160H113V158H114V156L113 155H109V153H108V151H107V146H108V142H106V141H108V140ZM129 139V140H128ZM155 141H154V140ZM156 139H158V140H156ZM165 140H166V138H164ZM163 139V140H164ZM57 140V141H56ZM82 140V139H81ZM100 140V141H99ZM102 140V141H101ZM104 140V141H103ZM131 140V141H130ZM165 140L163 141V143H167V142H165ZM38 141V142H37ZM41 141V142H40ZM130 141V142H129ZM157 141V142H156ZM67 142H68V144H67ZM94 142H95V144H94ZM129 142V143H128ZM156 142V143H155ZM172 141H170V143H171ZM36 143V144H35ZM39 143V144H38ZM41 143V144H40ZM51 145H50V144ZM58 143V144H57ZM77 143V144H76ZM101 143V144H100ZM132 143V144H131ZM157 143H158V145H157ZM169 143V142H168ZM167 143V144H168ZM38 144V145H37ZM91 144V145H90ZM98 144V145H97ZM166 144V145H167ZM56 145V146H55ZM60 145V146H59ZM73 145H75V146H73ZM93 145V146H92ZM94 145H95V148H93L94 147ZM163 145H165V144H162V146ZM37 146V147H36ZM40 146L42 147V148H40ZM53 146V147H52ZM57 146H59V147H57ZM62 146V147H61ZM65 146V147H64ZM67 146V147H66ZM73 146V147H72ZM90 146H91V148H90ZM147 146V147H146ZM161 146V147H162ZM56 147H57V149H56ZM107 147V148H106ZM146 147V148H145ZM158 147V148H157ZM51 148V149H50ZM74 148H76V149H74ZM136 148V149H135ZM55 149V150H54ZM61 149V150H60ZM71 149V150H70ZM91 149V150H90ZM104 149H105V151H104ZM166 149V148H165ZM42 150V151H41ZM51 150V151H50ZM81 150V151H80ZM132 150H134V151H132ZM157 150V151H156ZM160 150H161V148H160ZM41 151V152H40ZM59 151V152H58ZM71 151V152H70ZM73 151V152H72ZM80 151V152H79ZM132 151V152H131ZM53 152V153H52ZM69 152V153H68ZM164 152V151H163ZM66 153V154H65ZM101 153V154H100ZM156 153V154H155ZM94 154V153H93ZM154 154V155H153ZM157 154H158V156H157ZM64 155V156H63ZM100 156V157H99ZM145 156V157H144ZM154 156V157H153ZM63 157H64V160H63ZM91 157V155H88L87 156V159H89ZM143 157V158H142ZM59 158V159H58ZM109 158V159H108ZM68 159V160H67ZM154 159V160H153ZM112 161H113V163H112ZM116 161V162H115ZM117 161H118V163H117ZM151 161V162H150ZM153 161V162H152ZM106 162H108V163H106ZM111 162V163H110ZM64 164V165H63ZM58 165V166H57ZM106 165V166H105ZM108 165V166H107ZM150 167H148V166ZM103 166V167H102ZM62 167V168H61ZM104 167H106V170L107 171H105V169L103 170V169H101V168H104ZM78 168V169H77ZM153 168V169H152ZM56 169V170H55ZM61 169H62V171H63V173H62V171H61ZM148 169V170H147ZM78 170V171H77ZM83 170V171H82ZM84 170H86V171H84ZM113 170V171H112ZM145 170V171H144ZM55 171L57 172V174L55 173ZM112 171V172H111ZM147 171L149 172V173H147ZM153 171H155V172H153ZM59 172V173H58ZM61 172V173H60ZM85 172V173H84ZM146 172V173H145ZM106 173V174H105ZM107 173H110V174H107ZM59 174V175H58ZM62 174V175H61ZM88 174V175H87ZM91 176H90V175ZM93 174V175H92ZM101 174V175H100ZM144 174V175H143ZM56 175V176H55ZM107 175V176H106ZM140 175H142V176H140ZM154 175V176H153ZM55 176V177H54ZM59 178H58V177ZM96 176V177H95ZM44 177V178H43ZM61 177V178H60ZM103 177V178H102ZM105 177V178H104ZM139 177V178H138ZM145 177V178H144ZM156 177H158L157 179H156ZM148 178V179H147ZM149 179H151V180H149ZM155 179V180H154ZM160 179V178H159ZM141 180V181H140ZM146 180V181H145ZM153 180H154V182H153ZM25 181H27V182H25ZM43 181V182H42ZM95 181V182H94ZM143 181V182H142ZM151 183H150V182ZM61 182V183H60ZM140 182V183H139ZM153 182V183H152ZM113 183V184H112ZM137 183V184H136ZM146 183V184H145ZM150 183V184H149ZM31 184V185H30ZM90 184V185H89ZM139 184H140V186H139ZM154 184H157V185H154ZM26 185V186H25ZM137 186V187H136ZM146 186V187H145ZM149 186V187H148ZM159 186V185H158ZM70 187V188H69ZM139 187V188H138ZM141 187V188H140ZM143 187V188H142ZM137 188V189H136ZM89 189V190H88ZM132 189V190H131ZM140 189V190H139ZM141 190H143V191H141ZM25 191V192H24ZM87 192V193H86ZM109 192V193H108ZM119 192V193H118ZM121 192V193H120ZM133 192V193H132ZM143 192V193H144ZM80 193V194H79ZM113 193V194H112ZM117 193V194H116ZM132 194V196H131V194ZM138 193V192H137ZM84 194V195H83ZM109 194H111V195H109ZM115 194V195H114ZM126 196L127 194V196L125 197L124 195ZM135 194V195H134ZM134 195V196H133ZM87 196V197H86ZM124 196V197H123ZM116 198V199H115ZM124 198V200H122ZM110 199H112L113 200V202H112V204L111 205H109L110 206V209H109V206H108V208H105V207H107V205H108V201L110 200ZM130 199V200H131ZM92 200V201H91ZM115 200H117V201H115ZM122 200V201H121ZM120 201V202H119ZM98 202V203H97ZM105 202V203H104ZM155 200H153L150 204V207L148 208V210H146L147 212H146V215L145 216H142V214H140V212H138L137 210L135 211V212H133V215H132V220H133V226H132V228L135 230H138V232H139V234H141L142 232H144L143 230H142V224L143 225H145L146 223V225H151V223H152V215H150L149 216V213H151L152 212V210H153V208L155 207V205H157V204H155ZM116 204V205H115ZM131 204H133V203H131ZM102 206H103V208H105L106 209V212H107V216L105 215V217H104V215H102L101 213H100V211H99V208L101 209L102 208ZM152 206V207H151ZM118 207V208H117ZM120 207V208H119ZM121 209V210H120ZM109 210V211H108ZM113 211V213H111ZM138 213V214H137ZM109 214V215H108ZM135 215H136V217H135ZM144 215V214H143ZM142 216V217H141ZM135 217V218H134ZM141 217V218H140ZM144 217V218H143ZM105 218V219H104ZM109 218V219H108ZM119 218H120V216H119ZM135 220H134V219ZM139 220H138V219ZM146 219H147V221H146ZM149 219V220H148ZM114 221V220H113ZM121 221V220H120ZM143 221V222H142ZM145 222V223H144ZM136 224V225H135ZM138 224V225H137ZM110 226V227H109ZM139 226H141V228H139ZM102 230V231H101ZM114 231H115V233H114ZM106 233V234H105ZM116 234V235H115ZM142 235V234H141ZM110 237V238H109ZM114 238V239H112V238ZM118 237V238H117ZM151 237H153V235L151 236ZM99 239V240H98ZM51 240V241H50ZM99 242V243H98ZM53 245V246H52ZM55 245V246H54ZM93 245H95V246H93ZM22 246V247H21ZM53 247H54V249H53ZM94 248H95V250H94ZM95 252H94V251ZM94 253V254H93ZM206 253V252H205ZM88 255V256H87ZM207 255V254H206ZM206 255H204V256H206ZM189 256H191L192 257V255H189ZM204 256H202V257H195V259H205L206 261H207V256H206V258L204 257ZM69 257V258H68ZM76 257V258H75ZM68 259V260H67ZM56 260V261H55ZM59 260V261H58ZM186 260H188L187 258H186ZM190 260H191V258H190ZM189 260V261H190ZM204 260V262H206ZM69 261V262H68ZM185 263L187 262V261H185V260H183ZM193 261H194V255H193V258H192V260H191V262L190 263H192V264H194L193 263ZM200 260H198V262H199ZM59 262H61V263H59ZM68 262V263H67ZM182 263V264H185V263ZM195 263H197L196 261H194ZM200 262H203L202 260L200 261ZM203 262V263H204ZM187 264H189V262L187 263ZM200 264V263H199ZM205 264V263H204Z\"/></svg>","mask_w":264,"mask_h":264}]
</instances>
